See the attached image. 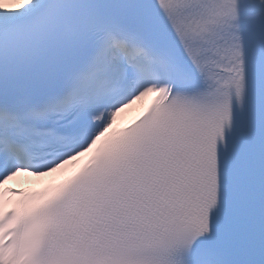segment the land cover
<instances>
[{"label": "snow or ice", "instance_id": "1", "mask_svg": "<svg viewBox=\"0 0 264 264\" xmlns=\"http://www.w3.org/2000/svg\"><path fill=\"white\" fill-rule=\"evenodd\" d=\"M0 264H264V0H0Z\"/></svg>", "mask_w": 264, "mask_h": 264}, {"label": "bare ground", "instance_id": "2", "mask_svg": "<svg viewBox=\"0 0 264 264\" xmlns=\"http://www.w3.org/2000/svg\"><path fill=\"white\" fill-rule=\"evenodd\" d=\"M135 105H136V103L133 104V106H132L131 108H133ZM126 112H128V109H127L124 113H126ZM124 113H122L121 116H120V117L118 118V120H117V121H118L119 123H121V124H126V123H127L129 120H131V118L133 117V114H129V113H128V115H127V118H128V119H127V120H123V119H122V115H123ZM23 178H25V177L18 176V177H17L16 179H14L12 182H14V181L16 182V181H19V180L22 181ZM27 178H28L30 181H34V178H33L32 176H28V177H26V179H27Z\"/></svg>", "mask_w": 264, "mask_h": 264}]
</instances>
